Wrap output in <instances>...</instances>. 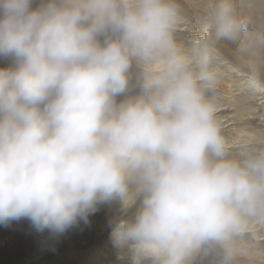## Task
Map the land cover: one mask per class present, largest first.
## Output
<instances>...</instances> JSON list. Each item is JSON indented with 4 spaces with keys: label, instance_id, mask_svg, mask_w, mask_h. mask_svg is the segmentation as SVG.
I'll use <instances>...</instances> for the list:
<instances>
[{
    "label": "clouds",
    "instance_id": "1",
    "mask_svg": "<svg viewBox=\"0 0 264 264\" xmlns=\"http://www.w3.org/2000/svg\"><path fill=\"white\" fill-rule=\"evenodd\" d=\"M178 17L175 0H0V225L60 234L100 204L128 206L135 187L114 248L131 264H191L264 213V151L226 157L173 41ZM207 24L237 40L251 21L216 0ZM198 53L206 68L208 45ZM150 60L164 72L133 94V63Z\"/></svg>",
    "mask_w": 264,
    "mask_h": 264
},
{
    "label": "bare ground",
    "instance_id": "2",
    "mask_svg": "<svg viewBox=\"0 0 264 264\" xmlns=\"http://www.w3.org/2000/svg\"><path fill=\"white\" fill-rule=\"evenodd\" d=\"M244 2L252 3L256 12L264 9L261 0H239V6ZM175 4L179 17L173 41L188 61L186 71L192 74L204 100L212 107L226 157L242 161L249 154L264 151V64L246 56L230 40L215 39L207 22L191 13L190 6L182 0H175ZM204 43L210 50L206 68L198 53ZM163 71L161 60L134 62L131 80L137 93L145 83V72ZM203 71L212 73L211 82L200 78ZM112 202H108L114 206L111 209L103 203L88 216L91 229L87 232H76L72 227L60 234L40 232L27 219L0 225V264H131L130 253L114 248L110 233L115 223L134 218L140 195L132 197L126 207L118 200ZM263 245L264 213L247 216L240 232L224 242L206 245L191 264H253V260L264 264V252L257 251ZM238 249L247 253L250 260H242Z\"/></svg>",
    "mask_w": 264,
    "mask_h": 264
},
{
    "label": "rangeland",
    "instance_id": "3",
    "mask_svg": "<svg viewBox=\"0 0 264 264\" xmlns=\"http://www.w3.org/2000/svg\"><path fill=\"white\" fill-rule=\"evenodd\" d=\"M182 1L184 2L185 5L186 4L188 5V8L190 6L189 10L191 11V13L196 15L198 18L201 17L206 22H207V18L209 16V10L214 6V4L216 2V0H211V1L210 0H182ZM235 4H236L237 9L240 10L239 12H240V14H242L241 16L248 17L250 19L252 26L250 25V29L246 34L242 35L237 40H230V42H232L234 44V46L238 50L243 52L246 56L254 57L257 59L256 61L258 63L264 64V27H263L264 26V11H263L264 9L262 10V12L259 13V12L255 11V9L252 6V3H250V2H248V3L244 2L240 5L241 6L240 7L239 6V0H235ZM263 6H264V0H261V8H264ZM163 72L155 73V74L151 73V72H145L144 73L145 83L148 80H150L151 78L162 74ZM136 93H137V90H135V88L133 86V94H136ZM131 195H132V197L139 195L138 193H136L135 187H133L131 189ZM115 203L116 202H114L113 205ZM118 203L122 204L119 200H118ZM105 205H106V207H108V209H111V207H114L111 205V203H105ZM88 221H89V219H88ZM88 221L85 223L83 220H80L71 227L76 232H78V231L87 232L91 229L90 225L88 224ZM260 243H263V242H260ZM236 251H238L239 257H241V259L243 258L242 260H244V261L250 260L249 255L247 253H244L243 251H241L239 249ZM257 251L264 252V245L262 247H259L257 249ZM240 253H242V254H240ZM251 263L260 264L257 260H253Z\"/></svg>",
    "mask_w": 264,
    "mask_h": 264
}]
</instances>
